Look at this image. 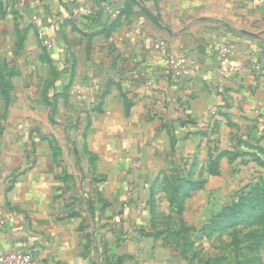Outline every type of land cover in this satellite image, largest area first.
<instances>
[{
  "label": "crops",
  "instance_id": "obj_1",
  "mask_svg": "<svg viewBox=\"0 0 264 264\" xmlns=\"http://www.w3.org/2000/svg\"><path fill=\"white\" fill-rule=\"evenodd\" d=\"M0 19L27 31L33 62L65 68L55 78L60 86L77 83L81 90L76 105L62 109L69 122L18 127L53 125L51 134L15 144L8 137L13 124L5 125L0 218L12 215L14 222L0 225V252L30 250L35 264H102L111 226L139 206L128 194L139 185L140 164L174 128L175 117H162L189 107L191 68L220 81L221 66L237 67L223 80L226 92L264 120V3L0 0ZM41 31L54 40L52 49L38 42ZM161 37L169 52L188 60L176 82L151 48ZM222 44L229 47L225 63ZM114 232L123 234L120 227Z\"/></svg>",
  "mask_w": 264,
  "mask_h": 264
},
{
  "label": "rangeland",
  "instance_id": "obj_2",
  "mask_svg": "<svg viewBox=\"0 0 264 264\" xmlns=\"http://www.w3.org/2000/svg\"><path fill=\"white\" fill-rule=\"evenodd\" d=\"M26 38L24 28L0 19V135L13 124L15 144L54 127L19 126L69 122L62 109L76 105L81 91L56 81L64 67L33 62ZM191 70L189 107L162 117H175L174 128L140 164L139 185L128 194L139 206L111 226L102 264H264V120L231 99L227 74L216 82L200 67Z\"/></svg>",
  "mask_w": 264,
  "mask_h": 264
},
{
  "label": "built area",
  "instance_id": "obj_3",
  "mask_svg": "<svg viewBox=\"0 0 264 264\" xmlns=\"http://www.w3.org/2000/svg\"><path fill=\"white\" fill-rule=\"evenodd\" d=\"M258 3L263 4L264 0H256ZM38 37L43 41L48 49H52L54 46V40L45 39L44 33L41 31L38 33ZM153 51L160 53L164 60L163 74L169 80L176 82L180 73L188 65V60L185 56L178 53H172L168 51L167 46L161 42L156 41L151 45ZM229 47L226 44H222L219 49V56L223 63L228 60ZM237 68V67H236ZM236 68L232 69L226 65L221 66L222 73L228 74L229 70L238 71ZM6 222H14V217L9 215L7 217L0 218V225H4ZM0 264H35V257L30 250H4L0 252Z\"/></svg>",
  "mask_w": 264,
  "mask_h": 264
},
{
  "label": "trees",
  "instance_id": "obj_4",
  "mask_svg": "<svg viewBox=\"0 0 264 264\" xmlns=\"http://www.w3.org/2000/svg\"><path fill=\"white\" fill-rule=\"evenodd\" d=\"M233 208L234 207H230V208H228V209H232L233 210ZM232 215L230 214V215H228V217H231ZM227 217V218H228ZM254 220H258V217H257V219H254ZM262 223H263V221H262ZM235 224V223H234ZM264 224V223H263ZM259 239H263L264 240V233H263V237L261 236Z\"/></svg>",
  "mask_w": 264,
  "mask_h": 264
}]
</instances>
